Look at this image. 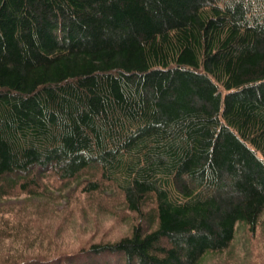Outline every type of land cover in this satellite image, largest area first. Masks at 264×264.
<instances>
[{"label":"trees","instance_id":"1","mask_svg":"<svg viewBox=\"0 0 264 264\" xmlns=\"http://www.w3.org/2000/svg\"><path fill=\"white\" fill-rule=\"evenodd\" d=\"M32 172L137 214L96 264L225 250L264 213V0H0V178Z\"/></svg>","mask_w":264,"mask_h":264},{"label":"rangeland","instance_id":"2","mask_svg":"<svg viewBox=\"0 0 264 264\" xmlns=\"http://www.w3.org/2000/svg\"><path fill=\"white\" fill-rule=\"evenodd\" d=\"M86 178L63 181L35 173L0 178V249L26 244L27 251L44 257L38 264L98 263L99 256L88 248L131 233L139 218L126 208L113 183L100 181L99 190L87 192ZM32 179L36 182L23 188ZM111 256L101 262L124 263L122 257ZM201 264H264V213L253 227L238 223L229 246L209 253Z\"/></svg>","mask_w":264,"mask_h":264}]
</instances>
